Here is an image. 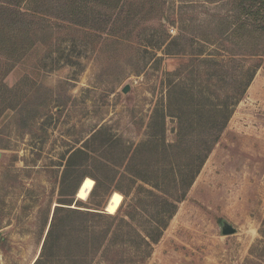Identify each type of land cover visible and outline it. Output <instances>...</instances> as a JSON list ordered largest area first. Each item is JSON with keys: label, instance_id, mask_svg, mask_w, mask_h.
<instances>
[{"label": "rangeland", "instance_id": "rangeland-1", "mask_svg": "<svg viewBox=\"0 0 264 264\" xmlns=\"http://www.w3.org/2000/svg\"><path fill=\"white\" fill-rule=\"evenodd\" d=\"M30 2L22 1L18 10L28 12L34 7ZM120 3L144 7L122 14L132 27L127 35L102 34L43 16L35 19L33 44L14 61L6 60L0 48V264H31L56 203L106 213L115 189L103 182L94 187V176L103 175L99 162L105 141L146 138L151 91L165 80L150 67L151 54L144 56L137 43L165 32L189 39L222 32L229 37L234 21L231 0ZM253 36L241 37L249 42ZM16 37L10 33L0 39ZM260 38L264 44V34ZM179 63L173 62L176 75L169 79L182 84L188 81ZM125 85L127 92L122 91ZM166 129V141L172 142L176 121L167 119ZM78 149L82 152L74 153ZM87 150H92L89 157ZM263 221L264 62L186 198L140 264H264ZM55 235L49 244L59 249L67 240ZM92 264L106 263L95 259Z\"/></svg>", "mask_w": 264, "mask_h": 264}, {"label": "trees", "instance_id": "trees-1", "mask_svg": "<svg viewBox=\"0 0 264 264\" xmlns=\"http://www.w3.org/2000/svg\"><path fill=\"white\" fill-rule=\"evenodd\" d=\"M22 1L3 0L0 5V38L17 35L0 39V48L11 62L33 44L30 37L38 29L36 18L52 17L81 29L127 35L132 27L122 14L144 9L142 3L124 5L121 0H30L34 7L22 12L17 7ZM229 11L234 19L232 28L228 26L229 37L222 32L214 38L189 39L165 32L137 43L144 56L151 54L150 67L165 77L151 91L146 138L105 141L106 151L99 162L103 175L94 176V187L103 182L115 189L104 206L108 214L98 208L55 206L33 264H92L95 259L106 264H140L150 254L264 62L260 38L264 0H231ZM242 34L255 36L248 42ZM250 59L256 63L248 65ZM173 62H180L178 69L190 84L169 79L176 75ZM0 89H4L2 80ZM167 119L176 121L172 142L166 141ZM91 151L85 155L89 157ZM55 233L67 240L59 249L49 244Z\"/></svg>", "mask_w": 264, "mask_h": 264}, {"label": "water", "instance_id": "water-1", "mask_svg": "<svg viewBox=\"0 0 264 264\" xmlns=\"http://www.w3.org/2000/svg\"><path fill=\"white\" fill-rule=\"evenodd\" d=\"M128 89H129V86H128V85H125L124 88H122V91H123V92H127ZM55 206H63V205L56 203V204L53 206V208H54ZM71 208H73V206H71ZM91 210L96 211L95 209H91ZM52 214H53V212H52ZM45 234H46V233H45ZM44 237H45V235H44ZM44 237H43V240H44ZM42 243H43V241H42ZM41 246H42V245H41ZM37 257H38V255L33 259V261L31 262V264L34 263V261L36 260Z\"/></svg>", "mask_w": 264, "mask_h": 264}]
</instances>
